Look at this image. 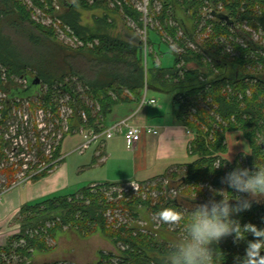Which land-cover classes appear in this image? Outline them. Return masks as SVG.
<instances>
[{"label": "trees", "instance_id": "16d2710c", "mask_svg": "<svg viewBox=\"0 0 264 264\" xmlns=\"http://www.w3.org/2000/svg\"><path fill=\"white\" fill-rule=\"evenodd\" d=\"M151 1L152 3L154 2V0ZM162 1L164 3V11L158 18L164 21L169 17L167 12L170 10V13H172L170 17L178 20L180 27L189 29V21L185 17V11L187 6L190 8L191 1ZM257 1H260V4L264 7V0ZM67 2L68 5H65V11L62 14L63 21L71 26L82 40L88 42V39H99L100 45L93 50H76L74 48L75 50L73 51L67 49L70 47H63L58 43L54 32L36 24L32 19L31 13L19 1L0 0V92L7 94V101L6 99L0 101L2 118H4L0 121V147L4 141L3 136L6 129V111L11 108L12 104L16 105L18 97L25 99L21 95L17 96L16 92L20 91V94L29 93L28 86L25 88L23 84L17 85V83L13 85L10 79L12 76H19L20 79L22 77L29 79L28 83H30V78L27 75L34 77V75L28 73L29 69H31L35 72V76L41 80L38 89L43 88L44 84L48 88V93L46 95L43 93L39 97L40 102H43L44 108L50 107L47 110L48 112H52L55 117L58 116L59 111L54 110L53 96H62L63 93L67 92L71 95L70 99L75 105V110L77 112L85 111L89 116L87 129L97 132L107 127L105 124L106 119L116 106L132 102L139 103L143 98L145 89H148V91L152 89L167 94L174 93L173 105L175 110L173 109V114L175 118L185 127H191L193 132H199L197 137L195 134L190 148V155L197 157V160L186 164L187 173L183 174L178 180L174 179L175 175L170 174L171 170L163 175L170 176L174 183L195 185L200 180L213 177V183L217 188L222 186L221 180L225 169L221 167L215 168L213 163L217 159L215 154L226 151L224 144L225 132H215L216 143L213 144L209 140V135L202 133L200 125L192 122L188 114L191 105L194 104L199 93L206 87L209 90V96L212 97V104L208 105L210 110L217 104L219 106L218 112L225 118L231 114H237L238 116L240 112L244 113L245 118L249 116L245 120L242 119V116H238L237 119L239 124H242L241 127L245 135L254 147V161L257 158L264 160V143L260 146L254 143L256 130L264 113L263 74H247L234 68L232 66L234 65L233 63L230 64L229 68L226 65L217 64L223 70L233 69L232 73L228 71L229 73L225 72V74L213 77L207 83L208 85L205 84V86L202 82L199 83L200 74L197 70H188L183 75L182 71L177 68L180 59L186 63L195 62L201 65L202 56L200 54L189 51L186 55H177L169 49L174 55L175 66L170 69L163 68L157 63L154 53L147 51L145 57L144 44L135 35H133V39H126V36L124 38L116 37L106 34L104 31L94 34L83 29L80 24L81 13L78 8L90 9V7L83 0H77L75 4L68 0ZM98 2L102 3V0H98ZM125 13L133 17H139L134 10L132 11L129 8H125ZM233 22L224 21L221 24L218 23L215 28L219 31L222 30L223 33L229 36L230 32H233ZM100 23L104 24V21ZM223 28L228 31L225 32ZM236 31L240 36H243L241 31L237 29ZM186 41L187 43L189 42L185 39L184 42ZM150 43L155 45V47L159 45V50L164 45L161 39L156 38H152ZM210 43L212 44L213 40ZM211 44L207 46L209 47ZM247 44V49L250 52L264 55V46L250 42H247ZM214 55L216 57L219 56L218 53H214ZM149 59L152 60L151 66H149ZM222 59V61H226L225 57ZM241 60L242 62H248L245 52H241ZM211 74L212 72H209L208 75ZM4 75L8 76L7 82L2 80ZM228 83L238 85L239 90L245 96L247 89L252 90V99L248 100L243 111L240 109V104L234 100L235 98L229 100L224 95L225 92H222ZM35 94L36 91L33 96L30 94L26 99H32ZM90 103L91 106H89ZM58 109H60V106ZM210 110L200 111L201 114L196 117L200 123L208 125V120L211 119ZM81 125H83L81 121H76L70 124V130L74 129L75 131ZM5 172L13 173L14 170L10 169ZM45 177H38L36 180ZM112 185L119 184L106 183V186ZM176 187L181 188L180 184L176 185ZM78 195L46 198L38 203L24 206L20 212V232L13 235L6 242L2 252L7 255L16 253L22 259L18 264H26L24 260L26 258L30 259L33 251L49 250L50 247L46 246L45 241L37 237L46 238L48 235L54 237L60 226L52 229L39 225L52 219L56 214H60L64 223L71 227L79 226L82 229L81 232L83 229L87 230L86 234L96 230L92 224L97 221L102 230L108 234L109 232L105 229V220L103 218L105 207L102 205V198L100 199V195H102L101 189L93 192L91 188L87 187L80 190ZM88 199L91 201V205L86 206L84 201ZM165 201L169 207L180 211L186 209L189 213L195 205L207 202V200L184 196H181V199ZM232 218L239 220L241 225L253 223L258 227L264 228V201L262 203L253 202L249 210L234 214ZM30 228L34 229L28 231ZM37 232L38 234H36ZM109 236L114 241H122L128 246L124 255L125 258L121 259L119 264H165L169 250L165 248V251H161L162 259L153 256L152 253H160V247L153 238L146 235L138 237L131 234L126 236L119 235V237L115 238L112 235ZM252 239H254L252 235L248 234L246 240L234 243L233 237L229 236L223 238L219 243L212 244L211 247L217 252L216 264H234L235 257L239 256L242 258L245 255L247 241ZM14 246L18 247L14 249ZM261 255H264V250H262ZM110 258V256L102 253L99 264H104L105 261H107L106 264H112ZM1 264L3 263L1 262Z\"/></svg>", "mask_w": 264, "mask_h": 264}, {"label": "rangeland", "instance_id": "374dc122", "mask_svg": "<svg viewBox=\"0 0 264 264\" xmlns=\"http://www.w3.org/2000/svg\"><path fill=\"white\" fill-rule=\"evenodd\" d=\"M17 1L27 8L36 24L52 30L58 43L63 47L67 48L71 46L70 48L72 49H67L73 51L75 49L93 50L95 47L100 45V41L97 38L88 39V42L79 38L73 28L63 21L62 14L65 11V8H58L55 0H49L48 2H45L44 0H33V5H31L28 0ZM69 1L74 4L77 2V0ZM83 1L90 7V9L78 8L81 13L80 24L83 29L94 34H99L102 33L101 31H104L106 34L123 38L126 34V39H133V35L137 36V38L146 35L148 52L154 53L157 63L163 68L170 69L175 66V58L172 52L177 55H186L189 51L195 54H200L202 56L200 61V63H202L201 65H198L195 62L186 63L180 59V63L177 65V68L182 71L181 73L183 75H185L188 70H197L200 74L198 81L199 83L202 82L203 85H208L207 83L209 80L213 77L215 78L216 76H220L223 73L225 74V72L232 73L233 69L223 70L222 67L219 65L217 66V64L226 65V67L229 68L230 64L233 63L234 65L232 66L234 68L247 74L264 75V55L257 52H250L247 49L248 46H246V44L242 41V37L236 31L237 29L238 31H241L242 34L248 35V37L254 40L250 43L264 46V7L260 4V1L190 0L191 6L190 8L187 6V10L185 11V17L189 21V29L180 27L178 20L170 17V15L172 16L170 10L167 12L169 17H167L164 21L158 18V16L163 14L164 11V3L162 0H154L153 3L151 0H102V3H99L98 0ZM33 6H35L36 9ZM46 7H48V9ZM125 8H129L132 11L134 10L139 17H133L126 14ZM212 11L224 14L222 15L223 18H227L226 15H228L231 20L234 21L235 27L233 28V32H230L229 36H227L226 33H223L222 30L219 31L215 28L218 23L221 24L222 21L220 19L219 22L218 19L210 17ZM42 14H44V18H49L51 21L43 23L42 20H40V22H37L34 17H38ZM56 17L59 18V20H62L63 24L52 25V19H55ZM101 21H104V24L100 23ZM64 24L68 25V28H66ZM223 29L225 32L228 31L225 28ZM63 34L71 36L65 37ZM74 35L82 40L85 45L80 43L73 44L72 42L76 38L73 37ZM152 38L162 40L164 45L161 46L160 50L158 48L159 45L155 47V45L150 43ZM185 39H187L189 43H187V41L184 42ZM212 40L213 43L211 44L210 42ZM208 44L211 45L208 47ZM241 52L246 53L248 62H242ZM214 53H218L221 58L219 56L216 57ZM223 57L226 58V61H222ZM151 64L152 60L149 59V66H151ZM209 72H212V74L208 75ZM28 73L36 77L33 70L29 69ZM7 78L8 76L4 75V78L2 77L3 82H7ZM10 80L13 85L15 83H17V85L23 84L19 76H12ZM238 87V85H231L228 83L222 92H225L224 95H226L229 100L235 98L234 100L240 104V109L243 111L248 100L252 99V90L247 89L245 96ZM43 92L45 95L48 93V88L45 84ZM147 97L148 99L155 98L157 101L156 106L162 107L163 111L171 109V113L174 112L175 109L172 104L174 93H160L149 89ZM211 102L212 97L209 96V90L206 87L201 91V93H199L198 98L194 104L191 105L188 114L192 122L200 125L201 131H203L202 133L209 135V140L213 144L216 143L215 132H225L224 144L226 151L224 153L215 154L217 159H215L216 161L213 163L215 164L216 162H220L222 165L221 168L225 169L223 178L236 167L254 169L255 163L264 164V160L262 159L255 158L256 160L254 161V147L245 135V132L241 127L242 124H239L237 119L238 116H242V119L245 120L249 118V116L245 118L244 113L240 112L238 116L237 114H231L225 118L218 112L219 106L217 104L214 106L212 105L213 108L210 110L208 105L212 104ZM19 105V102L16 103L14 114L20 110L21 106ZM32 105H35V102H31V106ZM36 106L43 107L42 103H39V105ZM89 106H91V103ZM145 107L148 106L145 105ZM49 108L50 107H48V109ZM201 110H210L211 119L208 120V125L206 123H200L199 119L196 118L201 114ZM11 112H13L12 109ZM105 124H108V119H106ZM189 129L194 134V138L195 134L197 137L199 132H193L191 127ZM144 137L145 135L143 138ZM261 137H264V113L261 117L258 129L256 130L254 139L255 145L260 146L264 143L261 141ZM115 138L116 139H113L114 141H108L110 142L109 144H116L117 151L114 154H111L108 151V156L104 155L103 152H105V144L99 143L98 145H93L84 155H79L78 153H72V151L79 144H81L82 137L77 131H74V129L67 133L60 146L63 155H66L67 157L60 166H62L61 169H63V172L66 175L68 187L61 191H57V193L49 195L47 198L63 197L73 194L78 195L80 190L87 187L91 188L93 192L101 189L102 195H100V199L102 198L101 202H103L102 205L105 207L103 218L105 220V229L109 232L108 234L114 236V238L119 237V235L126 236L129 234L138 237L140 235L149 236L153 238L155 243L160 247V253L155 252L152 253V255L162 259L161 251H165V248L169 250L170 243L180 236L179 227L169 226L154 219L155 213L165 207H169V205L165 202L164 186L166 185L167 180L169 178L171 179V177L159 176L146 182H139L140 185L143 186L141 187V191H130L129 193H123L121 196L115 195L114 193L112 194L108 189L105 190V188L109 187L106 186L107 182L122 183L129 179V177H135L137 181L148 180L152 177L163 174L166 169H160L154 165V159L151 152L146 153L147 156L144 161L145 153H133L126 148L123 137ZM96 150L95 164L93 163V157ZM106 158L107 161L105 162ZM196 158L194 157V161L197 160ZM134 164L139 166L137 176L132 175V168ZM14 168H16V162H14ZM15 171L17 172V170ZM56 171L57 169L51 174ZM186 173V164H182V167L177 166L170 172L171 175H175L174 179L176 180ZM18 175L15 173L14 175H11L10 178L17 181V179H19L17 178ZM0 178L3 179L4 175H0ZM43 179L45 178L40 180L35 179L34 181L28 183V185L41 182ZM62 181H64V179ZM179 184L181 186L179 195L200 200H208L214 195L216 200L222 199V197L215 194L213 190L218 192L223 189L228 192H232V190L228 189L225 184H222L221 187L217 188V186L213 183V177L200 180L198 183H195V185L188 183ZM24 186L26 185L16 186L14 188ZM12 189L13 185L11 186L10 183L8 185V191H6L3 196ZM224 195L227 199H235L237 198L235 195L241 194L233 192L225 193ZM171 196H175V193L172 192ZM45 199L46 198L41 199V201ZM38 202L40 201H36L34 203ZM230 203L235 205L236 202L233 200L230 201ZM259 203H262V201ZM84 204L86 206L91 205V201L89 199L85 200ZM177 211L182 212L186 218L190 214L186 209ZM20 220V216H17L14 221L19 224ZM93 223L94 224H92V226H95L96 230L90 234H86L87 230L83 229L81 232L82 229L79 228V226L71 227L70 225L64 223L60 214H56L52 217V219H49L39 225L47 227L49 224L52 229L60 226L54 237L50 235L46 238L37 237L40 240H44L46 246L50 247V249L47 251H33L32 257L30 259L26 258L24 260L25 263L99 264L103 253L106 256L111 257L110 260L112 264H119V261L125 258L124 255L128 246L122 241H114L113 238L102 230V227L97 224V221ZM33 229L34 228H30L28 231H32ZM11 237H9V239ZM5 245L6 243L0 245V264L1 262L3 264L20 263L22 259L16 253L7 255L2 252V248L5 247ZM17 247L18 246H14V249ZM106 263L107 261H105L104 264Z\"/></svg>", "mask_w": 264, "mask_h": 264}, {"label": "built area", "instance_id": "2783aa9c", "mask_svg": "<svg viewBox=\"0 0 264 264\" xmlns=\"http://www.w3.org/2000/svg\"><path fill=\"white\" fill-rule=\"evenodd\" d=\"M28 1L31 5H33V0ZM44 1L48 2L49 0ZM55 1L57 2L58 8L63 9L65 7L60 4L59 0ZM33 7L36 9L35 6ZM46 8L48 9V7ZM222 15L224 14L212 11L210 17H214L220 22V16ZM226 16L229 17L228 15ZM34 18L37 22H40V20H42L43 23L51 21L49 18H44V14ZM51 23L52 25H58L62 23V20H59V18L56 17L55 19H52ZM63 36L69 37L71 35L63 34ZM73 37L76 36L74 35ZM138 38L145 43L144 50L146 57L148 51L146 35ZM72 43L85 45V43L77 37ZM21 82L23 83V86H27V81L25 79H21ZM41 93H43L42 89L39 92H36L32 99L18 100L16 102H19V106H21L18 112H32L31 116L26 115V117L31 118L32 126L37 134H28L22 127H11L8 121L5 123L6 129L3 136L4 141L0 147V175H4L3 179L0 178V201L3 194L8 191V185L10 183L11 186L13 185V188L16 186L28 185V183L34 181L38 177L48 176L56 169L58 170L59 166L67 157L66 155H63L60 146L61 142L65 138V135L70 132V124L76 121H81L84 124L89 122V116L85 111L77 112L75 110V105L70 99L71 95L67 92L63 93L62 96H53L52 102L55 104L54 110L60 112V118L53 122L48 121L46 117V111L48 108L45 109L34 105L31 106V102H35V105L38 103L37 105H39V96ZM147 93L148 89H145L143 98L139 102V108H142L145 105H156V99H148ZM6 98V94L0 93V101L5 100ZM59 106L61 107L60 109H58ZM11 109L13 112H11ZM11 109L6 111V117L14 113L16 105L13 104ZM3 119L2 106H0V121ZM77 132L82 137V141L81 144H79L72 151V153H78L79 155H84L93 145H98L99 143L105 144L106 141L112 140L119 134L124 138L126 148L129 151H134L144 135L158 134L156 128L152 126L130 124L128 118H121L98 133H95L94 130H86L84 128H79ZM14 162H16V168H14ZM216 164L217 162L215 165ZM10 169H15L17 172L15 170L13 174L5 172ZM15 173L16 175L19 173L17 177L19 179H17V181L10 178V176ZM178 184L179 183H174L171 179H168L166 185L164 186V192L171 194L173 192V188ZM119 185L109 186L105 188V190L108 189L112 194L114 193L115 195L121 196L123 193H129L130 191H141V187H143L137 181H131ZM47 228H50L49 224ZM36 234H38V232Z\"/></svg>", "mask_w": 264, "mask_h": 264}, {"label": "clouds", "instance_id": "9594fccd", "mask_svg": "<svg viewBox=\"0 0 264 264\" xmlns=\"http://www.w3.org/2000/svg\"><path fill=\"white\" fill-rule=\"evenodd\" d=\"M264 142V137H261ZM222 165L217 162L215 168ZM227 185L226 190H213L215 195L207 202L197 204L186 218L182 212L172 207H165L154 214V219L180 229L179 238L169 245L165 264H216L217 252L211 247L223 238L233 237V242L246 240L248 234L254 239L247 241L245 255L235 257L234 264H264V228L253 223L241 225L233 219L234 214L249 210L252 203L264 201V164H254V169L236 167L221 180ZM238 193L235 199L225 198V193ZM247 194V195H243ZM235 200V205L230 201Z\"/></svg>", "mask_w": 264, "mask_h": 264}, {"label": "crops", "instance_id": "0c3cea01", "mask_svg": "<svg viewBox=\"0 0 264 264\" xmlns=\"http://www.w3.org/2000/svg\"><path fill=\"white\" fill-rule=\"evenodd\" d=\"M124 36H126V34ZM156 105H146L148 107L143 106L142 108H139V103L137 102L118 105L107 118V127L121 118H128L130 124L152 126L156 128L158 134L145 135L143 140L140 141L136 149L132 152L136 154H141L142 152L145 153L144 161L146 160V153L151 152L154 159V165L160 169L166 168L164 173L143 181H137L135 177H129V179L122 183H107L125 184L131 181L146 182L159 176H163L167 171L172 170L177 166L189 164L194 161V157L189 153L190 146L194 139L192 131L177 121L175 115L171 113V109L163 111L162 107ZM115 137L122 138V135L119 134ZM115 137L113 139H116ZM113 139L112 141H114ZM109 143L110 142L108 141L105 142L104 155H107L108 151L111 154H114L117 151L116 144ZM96 153L97 150L93 157V163L95 164ZM106 161L107 158L105 162ZM61 167L62 166H60L53 174L45 177L41 182L29 184L24 187L13 188L3 196L0 201V245L6 243L9 237L20 232V225L15 223L14 220L17 216H20L21 209L24 206L30 205L31 203L34 204L36 201H41V199L47 198L49 195L68 187L66 175ZM132 170V175L137 176L139 166L134 164ZM63 179L64 181H62Z\"/></svg>", "mask_w": 264, "mask_h": 264}, {"label": "bare ground", "instance_id": "6f19581e", "mask_svg": "<svg viewBox=\"0 0 264 264\" xmlns=\"http://www.w3.org/2000/svg\"><path fill=\"white\" fill-rule=\"evenodd\" d=\"M221 21L222 22H224V21H231L232 22V20H231V18L230 17H227V18H223V16H221ZM232 26L233 27H235V23L233 22V24H232ZM65 27L66 28H68V25H65ZM242 37V41L246 44V46H248V44H247V42H252V41H254L253 39H251L250 37H248V36H246L245 34H243V36H241ZM142 41V40H141ZM143 42V44H144V47H145V43H144V41H142ZM148 45V44H147ZM71 47V46H70ZM21 79H25L26 81H27V86H28V82H29V79H27V78H24V77H22ZM20 79V80H21ZM30 81H31V79H30ZM41 84V83H40ZM27 86L25 87V88H27ZM29 87V86H28ZM44 88V87H43ZM43 88H41L42 89V92H43ZM41 89H37L36 90V92H39ZM1 93V92H0ZM44 93V92H43ZM43 93H41V95L43 94ZM30 94L33 96V94H34V92L32 91L31 92V89H30ZM7 95V94H6ZM40 95V96H41ZM39 96V97H40ZM33 98V97H32ZM26 99V98H25ZM29 99V98H28ZM17 101L18 100H24V99H21V98H17L16 99ZM6 101H7V98H6ZM39 101H40V99H39ZM40 103H43L42 101L40 102ZM15 105V104H14ZM12 106H13V104L11 105V108H12ZM10 108V109H11ZM61 108V107H60ZM24 114V115H23ZM26 115H32V112H30V111H22V113L21 112H17L16 114H11V115H9V116H7V118H6V121H8V123H9V125L12 127V126H18V127H22V128H24L25 129V131L28 133V134H37L36 133V131L34 130V128H33V126H32V120H31V118H27L26 117ZM46 117H47V119H48V121H51V122H53V121H55V120H57V119H59L60 118V112H59V114H58V116L57 117H55L54 116V114L52 113V112H48V111H46ZM89 123V122H88ZM84 124L83 123V125H81L79 128H84V129H86V130H88L87 129V126L89 125V124ZM78 128V129H79ZM77 129V130H78ZM77 130H75V131H77ZM69 131H71V130H69ZM95 133H98L97 131H94ZM180 190H181V188H177L176 186L173 188V192L175 193V196H172L171 197V194H168V193H165V200H169V199H172V200H176V199H181V195H179L180 194ZM31 233V232H30ZM71 263V262H70Z\"/></svg>", "mask_w": 264, "mask_h": 264}, {"label": "water", "instance_id": "95a60500", "mask_svg": "<svg viewBox=\"0 0 264 264\" xmlns=\"http://www.w3.org/2000/svg\"><path fill=\"white\" fill-rule=\"evenodd\" d=\"M59 2H60V4H62L64 6L68 3L66 0H59ZM220 18H221V16H220ZM27 77L31 79V82L28 84L29 93L25 94L26 93L25 92L24 94H20V91H17L16 92L17 96L21 95V96H23V98L29 97L30 96V89L33 92H35L38 89V87L40 86L41 80L38 77H33L30 75H27Z\"/></svg>", "mask_w": 264, "mask_h": 264}]
</instances>
